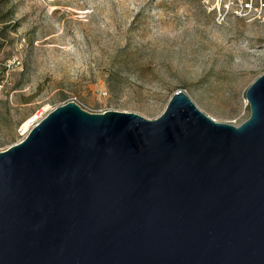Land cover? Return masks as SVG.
Wrapping results in <instances>:
<instances>
[{
  "label": "water",
  "instance_id": "95a60500",
  "mask_svg": "<svg viewBox=\"0 0 264 264\" xmlns=\"http://www.w3.org/2000/svg\"><path fill=\"white\" fill-rule=\"evenodd\" d=\"M235 127L55 107L0 152V264H264V74Z\"/></svg>",
  "mask_w": 264,
  "mask_h": 264
},
{
  "label": "rangeland",
  "instance_id": "374dc122",
  "mask_svg": "<svg viewBox=\"0 0 264 264\" xmlns=\"http://www.w3.org/2000/svg\"><path fill=\"white\" fill-rule=\"evenodd\" d=\"M264 0H0V152L74 100L153 120L182 91L240 125L264 74Z\"/></svg>",
  "mask_w": 264,
  "mask_h": 264
},
{
  "label": "built area",
  "instance_id": "2783aa9c",
  "mask_svg": "<svg viewBox=\"0 0 264 264\" xmlns=\"http://www.w3.org/2000/svg\"><path fill=\"white\" fill-rule=\"evenodd\" d=\"M262 5H264V2H262ZM73 102H75L74 100H72ZM246 102V101H245ZM76 103V102H75ZM245 107L248 108V104L247 102L245 103ZM45 117V116H44ZM43 118V116L38 115V114H31L28 118L25 119V121L23 123H21L19 125V127L17 128V133L20 137V140L23 141V139L25 138V136L35 127L38 125V123L40 122V120ZM232 125V124H231ZM235 127L239 126V125H233ZM20 141V142H21Z\"/></svg>",
  "mask_w": 264,
  "mask_h": 264
}]
</instances>
